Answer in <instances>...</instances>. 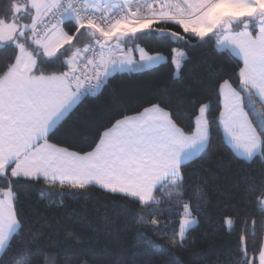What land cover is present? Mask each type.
Here are the masks:
<instances>
[{
	"label": "snow or ice",
	"instance_id": "6c2138e0",
	"mask_svg": "<svg viewBox=\"0 0 264 264\" xmlns=\"http://www.w3.org/2000/svg\"><path fill=\"white\" fill-rule=\"evenodd\" d=\"M0 5V54L10 53L0 60V264H41L40 245L50 237L43 228L28 227L14 191L41 181L59 187L61 203L100 191L117 198L111 203L120 204L125 216L127 205L134 206L125 229L133 233L136 254L170 251L149 231L184 250L189 231L208 208L203 174L212 173L205 157L217 120L224 133L218 147L240 176L222 193L231 203L221 227L231 232L242 219L246 226L259 210L262 219L252 224L264 231V0H0ZM146 39L169 45V66L178 79L154 89L133 114L115 96L107 109L92 111L85 101L102 94L114 73L142 72L160 63L159 54L135 44ZM210 46L211 53L192 55ZM215 49L237 56L238 72L230 74L217 63ZM213 103L219 115L210 118ZM185 116L189 122L182 125ZM165 212L179 216L178 229L172 220L161 227ZM248 238L241 230L218 264H257L255 255L248 257ZM258 261L264 264V239Z\"/></svg>",
	"mask_w": 264,
	"mask_h": 264
},
{
	"label": "trees",
	"instance_id": "16d2710c",
	"mask_svg": "<svg viewBox=\"0 0 264 264\" xmlns=\"http://www.w3.org/2000/svg\"><path fill=\"white\" fill-rule=\"evenodd\" d=\"M135 44L145 48L150 55L164 56L166 62L142 72L113 74L109 77L107 86L101 90L102 94L97 93L96 96L89 97L85 101L92 111L107 109L115 96L123 98L128 114H133L140 107L143 99L150 98L154 89L165 86L170 80L178 79V76L172 75L173 70L169 66L168 44L151 39L138 40ZM212 51L210 46L209 49H198L192 55L197 56L199 52ZM214 51L213 59L217 63H223L228 73L238 72L242 63L236 57L226 50ZM8 55L9 52L0 54V60ZM222 56L228 57V61H223ZM176 87L182 85L177 84ZM218 115L219 107L213 103L210 118ZM188 122V117L185 116L182 125H187ZM223 138L217 120L212 129L213 147L205 157V162L210 164L212 173L203 174L206 186L202 187L208 193V208L199 217L200 223L189 231L184 250L172 249L170 240L161 238L160 234L153 235L149 231L147 235L157 245L169 248L170 251L164 254H136L131 242L133 233L125 229L126 223H132L131 213L134 211V206L127 205L129 213L125 216L122 214L120 204L111 203L117 198L106 197L100 191H93L91 198L87 200L65 198L61 203L59 187L48 188L43 181L33 187L15 189L19 197L17 207L21 217L29 221L28 227L43 228L47 237H50V239L45 238L40 245L41 264H79L84 259H89L92 264H218V260L236 245L241 230H246L249 234L248 257L255 255L259 264L258 249L261 240L264 239V231L252 224L253 219H262L259 210L248 216L246 226L242 219L231 232L226 227H221V220L229 214L231 203L225 201L222 193L227 192L240 181V176L234 170L235 166L228 165L230 159L228 152L218 147ZM50 142L55 143L56 139ZM200 163L197 161L196 164H190L189 168H197ZM41 189L45 193L43 197L40 196ZM105 216L109 218V222L105 221ZM159 218L162 222L161 227L166 221L172 220L178 229V215H169L165 212ZM68 233L72 235L69 237ZM197 253L199 257L193 259V254Z\"/></svg>",
	"mask_w": 264,
	"mask_h": 264
},
{
	"label": "crops",
	"instance_id": "0c3cea01",
	"mask_svg": "<svg viewBox=\"0 0 264 264\" xmlns=\"http://www.w3.org/2000/svg\"><path fill=\"white\" fill-rule=\"evenodd\" d=\"M127 47H128V46H127ZM128 48H131V47H128ZM226 51H227V50H226ZM231 54L239 60V58H238L237 56H235L233 53H231ZM161 57H162V59L160 60V63H159L158 65H153V66H151V67H149V68H147V69H151V68H154V67L159 66L160 64L165 63V62H166V58L163 57L162 55H161ZM134 59H136V60L139 59V53H138V52L135 54ZM147 69H145V70H147ZM220 129H221V131H222V135H223V137H224V133H223V128H222V126H220Z\"/></svg>",
	"mask_w": 264,
	"mask_h": 264
},
{
	"label": "rangeland",
	"instance_id": "374dc122",
	"mask_svg": "<svg viewBox=\"0 0 264 264\" xmlns=\"http://www.w3.org/2000/svg\"><path fill=\"white\" fill-rule=\"evenodd\" d=\"M161 56V55H160ZM164 57V56H163ZM116 73H124V72H116ZM115 74V73H114Z\"/></svg>",
	"mask_w": 264,
	"mask_h": 264
}]
</instances>
